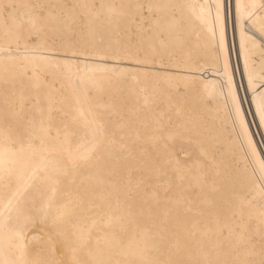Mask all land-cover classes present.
I'll use <instances>...</instances> for the list:
<instances>
[{"label": "bare ground", "instance_id": "1", "mask_svg": "<svg viewBox=\"0 0 264 264\" xmlns=\"http://www.w3.org/2000/svg\"><path fill=\"white\" fill-rule=\"evenodd\" d=\"M0 0V264H264V0Z\"/></svg>", "mask_w": 264, "mask_h": 264}, {"label": "rangeland", "instance_id": "2", "mask_svg": "<svg viewBox=\"0 0 264 264\" xmlns=\"http://www.w3.org/2000/svg\"><path fill=\"white\" fill-rule=\"evenodd\" d=\"M227 3H228V6H229V0H228V2H227Z\"/></svg>", "mask_w": 264, "mask_h": 264}]
</instances>
